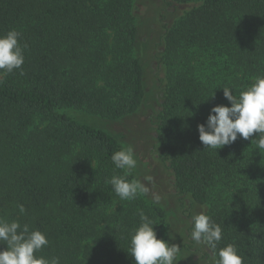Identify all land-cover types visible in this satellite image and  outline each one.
Here are the masks:
<instances>
[{
    "label": "trees",
    "instance_id": "16d2710c",
    "mask_svg": "<svg viewBox=\"0 0 264 264\" xmlns=\"http://www.w3.org/2000/svg\"><path fill=\"white\" fill-rule=\"evenodd\" d=\"M134 3L0 0V36L15 29L27 45L23 74L0 73V216L44 233L49 245L36 255L60 264H135L128 250L139 209L155 221L157 238L169 239L166 207L144 196L120 200L106 184L123 175L111 161L123 148L118 139L65 111L116 120L142 107ZM172 3L195 6L166 30L161 156L177 193L221 226L216 251L233 244L243 264H264V151L251 145L258 134L217 153L197 131L212 107H231L221 88L238 96L264 76V0Z\"/></svg>",
    "mask_w": 264,
    "mask_h": 264
},
{
    "label": "clouds",
    "instance_id": "9594fccd",
    "mask_svg": "<svg viewBox=\"0 0 264 264\" xmlns=\"http://www.w3.org/2000/svg\"><path fill=\"white\" fill-rule=\"evenodd\" d=\"M21 36L15 29L0 36V73L10 74L21 70L23 74L24 48L27 45H21ZM221 89L231 107H212L206 122L197 125L199 140L205 150H217L218 153V150L235 143L238 138L249 140L253 134H258L255 139H251V145L255 143L257 150L264 151V76H257L238 96L229 87ZM211 98H215V92ZM111 161L116 169L123 171V175H113L106 180V184L111 186L120 200L133 201L138 196L149 195L151 189L145 182L136 178L128 179L138 163L132 146L115 151ZM144 181L154 184L151 176H145ZM160 201L161 197L153 194V203L158 205ZM18 208L21 214H25L23 205H18ZM137 215L140 224L131 233L128 250L135 264H177L176 258L181 248L157 238L155 221L143 209H139ZM192 225L190 239L213 252L209 264H243L244 258L233 244L216 251L223 239V230L210 216L203 212L195 214L192 216ZM0 245H6L0 250V264H60L59 257L47 259L36 255L49 245V240L41 231L30 230L27 223L22 225L18 220L9 222L0 216Z\"/></svg>",
    "mask_w": 264,
    "mask_h": 264
},
{
    "label": "rangeland",
    "instance_id": "374dc122",
    "mask_svg": "<svg viewBox=\"0 0 264 264\" xmlns=\"http://www.w3.org/2000/svg\"><path fill=\"white\" fill-rule=\"evenodd\" d=\"M169 3L170 0H135L134 3L138 26L134 55L141 60L145 70L146 96L140 110L134 115L116 120L104 119L85 110L65 111L79 122L109 132L123 148H134L138 163L132 174L151 189L149 195L144 196L145 199L155 204L153 194L159 195L161 201L158 205L166 207L170 212L168 243H174L182 250L176 258L177 264H209L206 258L211 254L209 248L198 246L190 239L192 216L204 213L205 208L193 204L189 199L183 200L184 197L177 193L173 173L161 156L162 145L158 142L157 116L167 83L166 68L162 62L166 30L195 6V3ZM145 176L153 177L154 184L144 181Z\"/></svg>",
    "mask_w": 264,
    "mask_h": 264
}]
</instances>
